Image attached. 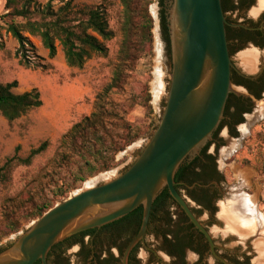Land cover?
I'll list each match as a JSON object with an SVG mask.
<instances>
[{
    "label": "water",
    "instance_id": "1",
    "mask_svg": "<svg viewBox=\"0 0 264 264\" xmlns=\"http://www.w3.org/2000/svg\"><path fill=\"white\" fill-rule=\"evenodd\" d=\"M149 12L158 50L154 75L152 71L153 92L150 82L155 118L151 130L115 154L116 161L128 153L126 161L86 178L80 187L1 240L0 264H33L36 260L47 264V253L57 242L117 220L141 206L140 225L122 256L121 263L127 264V254L143 240L152 202L164 187L211 246L210 234L218 244L225 243L229 249L240 252L247 264H264V215L258 210L255 196L228 184L216 203L217 209L210 213L181 188L183 196L207 225V232L175 188L176 170L211 138L221 123L224 105L232 90L233 64L221 1L167 0L169 53L162 41L156 0L149 5ZM263 13L264 0H255L241 14L231 17L243 21ZM259 54L257 49L247 47L233 54L232 59L236 66L249 73L256 69ZM246 117L245 123L236 125L235 134H230L226 122H222L218 131L222 141L217 160L220 154L228 157L235 151L248 134V127L264 117V101L255 103L253 112ZM170 210L173 211V207ZM146 243L150 248H157L151 236L146 238ZM138 249L137 256L144 264L147 252L143 246ZM75 250L76 246L69 247L67 254L72 255ZM156 253L164 262L167 260L159 250ZM192 258L193 255L187 253L186 259ZM70 264H75L73 256Z\"/></svg>",
    "mask_w": 264,
    "mask_h": 264
},
{
    "label": "rangeland",
    "instance_id": "2",
    "mask_svg": "<svg viewBox=\"0 0 264 264\" xmlns=\"http://www.w3.org/2000/svg\"><path fill=\"white\" fill-rule=\"evenodd\" d=\"M47 2L55 9L62 5L64 0H31L28 6L31 9V6H45ZM71 3L74 6H104L108 24L114 31V36L105 42L106 54L93 55L81 68L69 67L65 63L57 41L56 53L49 57L40 38L27 33L24 35L33 44V48L27 47L29 63L25 65L15 53L17 41L5 31L4 22L11 16L1 19V15L9 9L4 8V0H0V82L16 80V86L12 88L14 92L36 88L42 102L39 107L29 110L11 123L0 115V165L14 153L24 157L31 148L42 141L47 142L45 149L33 156L29 164L14 165L8 179L0 183V241L18 231L23 223L39 216L20 218L17 229L4 234V215L9 213L15 203H18L14 215L17 217L32 213L43 203H48L51 207L56 200L66 197L73 189L80 187L86 178L104 171L79 180L81 176H86L88 167H85L80 155L70 153L63 145L61 136L72 124L93 110L96 94L111 77L120 40L119 21L122 7L119 0H72ZM151 3L153 0L147 1L150 16ZM13 19L22 20L21 17ZM151 33L150 53L142 54L130 71L126 83L106 96L108 108H113L130 125L131 130L138 133L131 143L148 134L155 120L150 94L156 55L153 18ZM146 92L150 94L147 103L151 110L145 101ZM112 129L121 132L118 127ZM16 146L18 150L15 152ZM63 154L68 157L63 159ZM84 154L86 158L89 157L87 153ZM127 158L128 153L116 161L113 160L108 169L118 166ZM232 164L249 170V184L244 188V192L257 195L259 209L264 213V117L248 127V134L241 139L238 148L226 157L224 179L229 185L236 182Z\"/></svg>",
    "mask_w": 264,
    "mask_h": 264
},
{
    "label": "trees",
    "instance_id": "3",
    "mask_svg": "<svg viewBox=\"0 0 264 264\" xmlns=\"http://www.w3.org/2000/svg\"><path fill=\"white\" fill-rule=\"evenodd\" d=\"M31 0H4V8L9 9L1 15L11 16L5 20L4 28L7 33L17 41L15 53L20 60L27 65V47L33 48V44L24 35L38 36L42 46L47 49L49 57L56 53V41L61 47L65 63L69 67L81 68L84 62L93 55H105L107 46L105 42L114 36L110 28L107 13L104 6H74L72 0H64L63 4L53 9L47 2L45 6H30ZM148 0H119L121 13L119 21L120 40L116 55V63L113 67L109 81L95 96L93 110L72 124L61 136V142L70 153H77L83 158V164L88 167L86 176L108 169L112 166L114 154L124 149L138 135L133 132L127 122L113 109L108 108L106 96L113 90L121 88L127 81L130 71L133 70L138 58L142 54L150 53L152 48V17L147 11ZM19 3V6L17 4ZM36 15V18L33 16ZM13 17H21L16 21ZM162 39L166 43L169 53L168 28L165 16L161 22ZM16 80L0 82V115L8 122L20 118L29 110L41 105L40 93L36 88L22 92H14ZM150 97L146 92L145 101ZM114 120V121H112ZM118 127L120 133L112 129ZM47 142L42 141L36 147L31 148L26 156L21 157L16 153L7 157L0 165V183L6 181L12 167L17 164H29L32 157L43 151ZM18 146L15 147V152ZM89 157L86 158V154ZM68 155L63 154L66 159ZM182 167V166H181ZM169 197L167 188L164 187L152 202V207L163 205ZM15 203L9 213H5L3 233L17 229L20 218H28L29 215H41L50 205L43 203L38 205L30 214L22 217L15 215ZM23 213V212H22ZM142 215V208L138 206L128 214L118 218L115 222L136 218L138 224ZM84 231V230H83ZM60 242V241H59ZM57 242V243H59ZM54 244L53 246L57 245ZM39 264V260L35 262Z\"/></svg>",
    "mask_w": 264,
    "mask_h": 264
},
{
    "label": "flooded vegetation",
    "instance_id": "4",
    "mask_svg": "<svg viewBox=\"0 0 264 264\" xmlns=\"http://www.w3.org/2000/svg\"><path fill=\"white\" fill-rule=\"evenodd\" d=\"M220 1L226 20L228 52L233 64L230 71L232 90L227 96L221 123L219 122L212 132L211 138L191 159L183 162L174 174L175 188L207 232H209L207 225L183 196L181 188L192 194L199 206L210 213L215 212L216 203L222 198L228 185L224 179L226 157H221L220 154V160H217L222 141L218 137L221 124L226 122L230 134L237 133L236 125L245 123L246 116L253 112L255 103L264 101V13L255 19L247 18L240 21L231 16L241 14L243 10L252 6L255 0ZM166 5L167 0H156L159 25L162 16L166 18ZM163 42L166 47L165 41ZM247 47L255 48L260 53L256 69L249 73L244 72L241 66H236L232 59L233 54ZM171 207L173 211L170 210ZM139 225L136 218L122 222L114 220L99 227L77 232L50 248L46 257L47 264H70L71 256L75 264H122L124 249L137 232ZM148 236L157 242L156 249L148 247L146 243ZM210 237L212 246L169 195L163 205L151 206L144 238L129 250L126 263L141 264L137 252L139 246H143L147 252L144 264H247L240 252L229 249L225 243L218 244L211 234ZM72 246H76V250L72 255H68L67 250ZM158 250L167 258L165 262L157 255ZM187 253L194 258L187 260ZM35 262L33 264H36Z\"/></svg>",
    "mask_w": 264,
    "mask_h": 264
},
{
    "label": "bare ground",
    "instance_id": "5",
    "mask_svg": "<svg viewBox=\"0 0 264 264\" xmlns=\"http://www.w3.org/2000/svg\"><path fill=\"white\" fill-rule=\"evenodd\" d=\"M155 54L156 55H155L154 66H153L154 67L153 75H154V71H155V68H156L157 63H158L157 41L155 43ZM151 90H152V92L154 90V79L151 81ZM232 163H234V162H232ZM232 170H233L234 176L236 177V182L234 184H232L231 186H233L234 188L244 192V188L246 186H248V184H249V176H250L249 170L245 169V168H240L236 164H232ZM244 193L245 194H249V193H246V192H244ZM249 195H253V196H255L257 198L256 194H249ZM257 200H258V198H257ZM258 210L264 215L263 211H261L259 209V205H258Z\"/></svg>",
    "mask_w": 264,
    "mask_h": 264
}]
</instances>
